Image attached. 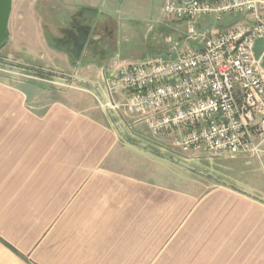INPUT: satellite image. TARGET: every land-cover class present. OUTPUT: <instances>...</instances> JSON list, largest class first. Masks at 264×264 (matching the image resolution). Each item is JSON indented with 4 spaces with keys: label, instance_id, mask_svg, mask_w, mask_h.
<instances>
[{
    "label": "crops",
    "instance_id": "crops-1",
    "mask_svg": "<svg viewBox=\"0 0 264 264\" xmlns=\"http://www.w3.org/2000/svg\"><path fill=\"white\" fill-rule=\"evenodd\" d=\"M161 9L157 0H11L1 51L92 84L105 66L193 45L187 21ZM59 14L100 26V50H87L94 61L70 63L56 45ZM241 21L203 16L195 26L216 33ZM133 138L90 89L41 105L0 78V264H264V142L258 157H172ZM183 161L197 164L194 181Z\"/></svg>",
    "mask_w": 264,
    "mask_h": 264
},
{
    "label": "built area",
    "instance_id": "built-area-1",
    "mask_svg": "<svg viewBox=\"0 0 264 264\" xmlns=\"http://www.w3.org/2000/svg\"><path fill=\"white\" fill-rule=\"evenodd\" d=\"M168 17L243 15L245 21L211 34L196 33L202 48L174 60L151 59L117 66L105 79L109 93L124 95V108L154 134H167L181 153L258 156L264 140V66L254 53L264 39V0L167 1Z\"/></svg>",
    "mask_w": 264,
    "mask_h": 264
},
{
    "label": "rangeland",
    "instance_id": "rangeland-1",
    "mask_svg": "<svg viewBox=\"0 0 264 264\" xmlns=\"http://www.w3.org/2000/svg\"><path fill=\"white\" fill-rule=\"evenodd\" d=\"M167 1H175L179 4H185L190 2L191 0H157V3L162 4V16L164 19H174V20H186L187 21V34L186 39L188 41L193 42V45H189V43L185 44H173L174 48V56L173 57H159V56H152L143 59L137 60H123L116 65H108L104 67L105 74L104 77L99 79V81L95 83H88L86 80L79 79L78 74L73 71L64 72L59 69L50 68V67H39V66H26L22 64H18L12 60H9L1 51V44H0V78L7 79L16 82L17 84L24 85L28 88L30 92V100L33 103L37 104H46L51 99L57 96L58 92L68 88H79V89H90L96 96L97 103L102 108L109 118L110 124L113 128L120 134L123 135L124 138H128L131 141H134V135L137 137L148 138L150 141H153L156 145L163 147L167 152L172 151V157L176 155H180V157L184 154L190 153H197L201 154L203 157H234L238 155H248V156H256L251 155L249 153H241L234 156H227V155H209L205 153L202 149L191 150L186 153H181L178 151L177 148L172 146L171 144V137L167 134H154L152 133L145 122L138 120L132 114H130L122 105L124 102V95L120 92L117 93H109L106 89L105 79L108 75V71L111 68H115L121 65H127L134 62H142L151 59H167V60H174L178 56L187 53L190 50L200 49L202 48V42L199 37L194 38L189 31L190 27H193L196 33H205L204 36L207 35L209 37L213 32L203 29H197L195 26L196 20L203 16H213V15H203L196 18H177V17H168L163 12V7ZM211 2H216L218 0H207ZM224 15L223 14L219 19H221ZM239 16V15H236ZM243 16V15H241ZM214 17V16H213ZM244 17V16H243ZM215 18V17H214ZM217 19V18H216ZM69 20V21H68ZM58 23L60 28V38L56 40V45L64 50V52L68 55V60L71 63H75L77 61H87V58L90 61L93 58H90L89 50L91 48L100 50V40L101 36L97 34L100 30V26L97 24H93L91 21H83L79 19L70 18L67 19L63 15L59 14L55 17L54 20ZM234 25V24H233ZM232 26V25H231ZM231 26L227 27L230 28ZM104 29V26L102 27ZM151 28V24L147 25V30ZM226 28V29H227ZM102 29V30H103ZM225 30V29H224ZM99 36L98 38H96ZM263 43L257 44L256 49L254 48V53L256 56H261L263 53ZM102 46V45H101ZM144 46V45H143ZM91 47V48H90ZM95 47V48H94ZM107 46L106 48H108ZM104 47V51L106 50ZM88 50V51H87ZM93 53V52H92ZM102 55V54H101ZM98 58V59H97ZM95 58V60H99L100 57ZM264 66V58L262 62ZM117 94H122V98H116ZM131 134V135H130ZM133 135V136H132ZM264 140L261 142L260 154L262 152L261 145ZM259 154V155H260ZM258 155V156H259ZM201 156V155H199ZM257 156V157H258ZM173 163H178L172 159ZM182 164H186L187 170L186 174L189 180H195L197 177L196 172V163L192 161H183ZM176 167L173 166V172ZM178 170V169H177Z\"/></svg>",
    "mask_w": 264,
    "mask_h": 264
},
{
    "label": "water",
    "instance_id": "water-1",
    "mask_svg": "<svg viewBox=\"0 0 264 264\" xmlns=\"http://www.w3.org/2000/svg\"><path fill=\"white\" fill-rule=\"evenodd\" d=\"M11 7V0H0V42L6 38V24Z\"/></svg>",
    "mask_w": 264,
    "mask_h": 264
},
{
    "label": "trees",
    "instance_id": "trees-1",
    "mask_svg": "<svg viewBox=\"0 0 264 264\" xmlns=\"http://www.w3.org/2000/svg\"><path fill=\"white\" fill-rule=\"evenodd\" d=\"M2 42H3V41H2ZM2 42H0V44H1Z\"/></svg>",
    "mask_w": 264,
    "mask_h": 264
}]
</instances>
